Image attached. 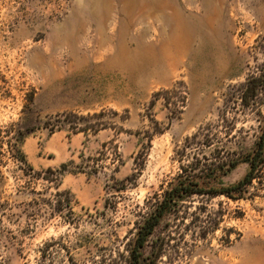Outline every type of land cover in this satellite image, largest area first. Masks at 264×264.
I'll use <instances>...</instances> for the list:
<instances>
[{
    "label": "rangeland",
    "instance_id": "1",
    "mask_svg": "<svg viewBox=\"0 0 264 264\" xmlns=\"http://www.w3.org/2000/svg\"><path fill=\"white\" fill-rule=\"evenodd\" d=\"M263 128L264 0H0V264H130L181 167L236 184ZM236 198H189L145 255L264 264V169Z\"/></svg>",
    "mask_w": 264,
    "mask_h": 264
},
{
    "label": "trees",
    "instance_id": "2",
    "mask_svg": "<svg viewBox=\"0 0 264 264\" xmlns=\"http://www.w3.org/2000/svg\"><path fill=\"white\" fill-rule=\"evenodd\" d=\"M155 96H163L166 100L167 107H170L171 104H175L172 102L175 97H179L184 102L186 96L183 94L182 90L174 87L169 90H164L163 92L157 93ZM155 101L151 102V105H154ZM104 113L89 115L88 119L101 117ZM68 116H75L74 113L65 114V119ZM82 120L86 118L82 117ZM71 126L74 128L76 133L78 132H88L89 130L100 131L101 128H106V124L104 122H98L95 125L98 126H85L83 128H79V124H77L74 120H72ZM91 125V124H90ZM59 128V126H57ZM20 140V138H18ZM25 157V156H23ZM245 161L249 164V170L245 174V176L238 181L236 184L230 186H211L210 188L203 187L200 184L199 178L196 175V168L185 165L181 167V172L174 178L172 182L168 184L166 188L163 189L162 194L156 200L154 210L144 218V220L138 224L136 229V236L134 238V242L132 248L130 250V264H156L157 260L160 257L158 252L153 251L150 256L145 255V248L149 245L150 238L154 234L157 227L162 223L163 219L172 214L173 212L178 211L180 206L187 201L189 198L199 195L205 196L209 195L211 197L224 195L229 198L238 199L236 196L241 195L245 192V189L252 185L253 181L259 177L264 169V128L262 131V135L257 142L255 148L248 153ZM238 162H234L232 167H235ZM72 168V169H71ZM48 172L53 173L56 179H61L65 173H86L81 167L78 165L74 166V163H64L58 169L47 170ZM96 170L94 174H97ZM92 176L91 174H88ZM61 184V183H60ZM59 188V187H58ZM67 207H70V203Z\"/></svg>",
    "mask_w": 264,
    "mask_h": 264
},
{
    "label": "crops",
    "instance_id": "3",
    "mask_svg": "<svg viewBox=\"0 0 264 264\" xmlns=\"http://www.w3.org/2000/svg\"><path fill=\"white\" fill-rule=\"evenodd\" d=\"M82 197H83V199H85V196L84 195ZM87 198H89V196H87Z\"/></svg>",
    "mask_w": 264,
    "mask_h": 264
}]
</instances>
